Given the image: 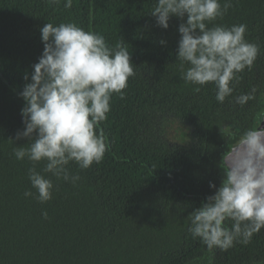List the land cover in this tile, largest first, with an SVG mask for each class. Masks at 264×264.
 <instances>
[{
  "label": "trees",
  "instance_id": "1",
  "mask_svg": "<svg viewBox=\"0 0 264 264\" xmlns=\"http://www.w3.org/2000/svg\"><path fill=\"white\" fill-rule=\"evenodd\" d=\"M65 3L0 0V264H264V229L248 245L211 253L189 231L191 212L214 194L210 182L218 188L224 179L223 156L264 112V0H230L225 15L208 23L247 25L245 38L259 49L222 104L214 84L182 78L176 52L184 21L172 17L167 30L158 27L150 15L157 0ZM46 23H74L110 47L123 43L135 75L123 99L113 95L97 129L108 145L102 161L83 170L70 163L80 176L75 184L45 174L53 198L41 204L24 196L35 193L33 163L16 159L14 149L28 147L27 139L16 140L23 129L18 94L43 52ZM253 87L254 99L235 102ZM175 126L187 131L188 144L168 133ZM35 166L41 171L44 163Z\"/></svg>",
  "mask_w": 264,
  "mask_h": 264
},
{
  "label": "clouds",
  "instance_id": "2",
  "mask_svg": "<svg viewBox=\"0 0 264 264\" xmlns=\"http://www.w3.org/2000/svg\"><path fill=\"white\" fill-rule=\"evenodd\" d=\"M65 7L71 8L72 0H66ZM230 7V0L223 5L220 0H157L150 14L165 30L172 17L184 21L178 26L176 52L182 78L194 85L214 84L221 104L233 96L239 74L253 66L259 51L246 40L245 24L208 27ZM40 33L43 52L18 94L24 106L23 129L16 140L27 139L28 147H17L14 155L33 163L28 179L35 193L29 190L24 196H35L44 204L53 198L54 189L45 174L75 184L80 176L71 174L70 163L83 170L102 161L108 145L97 129L108 118L113 95L124 98L123 90L135 72L123 43L110 47L103 36L74 23H46ZM255 92L253 87L234 100L243 106ZM222 161L221 185L210 182L214 194L189 217L192 237L210 253L227 251L237 243L248 245L264 229V128L246 131ZM41 162L44 167L37 171L35 165ZM42 215L48 218L47 211Z\"/></svg>",
  "mask_w": 264,
  "mask_h": 264
},
{
  "label": "rangeland",
  "instance_id": "3",
  "mask_svg": "<svg viewBox=\"0 0 264 264\" xmlns=\"http://www.w3.org/2000/svg\"><path fill=\"white\" fill-rule=\"evenodd\" d=\"M168 133H170V135L173 137V139H176V140H178V138L181 136L180 141L182 143H184V142L189 143L190 142L189 138L186 136L187 131H185V129H183L180 126H175L173 128H170Z\"/></svg>",
  "mask_w": 264,
  "mask_h": 264
},
{
  "label": "water",
  "instance_id": "4",
  "mask_svg": "<svg viewBox=\"0 0 264 264\" xmlns=\"http://www.w3.org/2000/svg\"><path fill=\"white\" fill-rule=\"evenodd\" d=\"M260 128H264V112L261 114L258 123L255 125V130H258V129H260ZM186 136L189 138V140L191 139L190 136H189L188 134H187ZM184 139H185V138H184ZM184 143H186V142H184ZM186 144H188V142H187ZM234 148H235V146L231 149V151H232ZM231 151H230V153H231ZM230 153L227 154V155L225 156V158H224L225 160H227V159L229 158ZM223 167H225V164H223V166L221 167V171H222V173H223V175H224V169H223Z\"/></svg>",
  "mask_w": 264,
  "mask_h": 264
},
{
  "label": "flooded vegetation",
  "instance_id": "5",
  "mask_svg": "<svg viewBox=\"0 0 264 264\" xmlns=\"http://www.w3.org/2000/svg\"><path fill=\"white\" fill-rule=\"evenodd\" d=\"M181 136L178 138V141H180ZM181 142V141H180Z\"/></svg>",
  "mask_w": 264,
  "mask_h": 264
}]
</instances>
